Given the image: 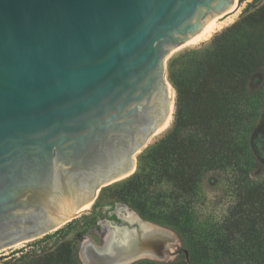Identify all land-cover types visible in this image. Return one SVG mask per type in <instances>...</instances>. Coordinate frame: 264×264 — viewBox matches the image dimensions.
Returning <instances> with one entry per match:
<instances>
[{
    "label": "water",
    "instance_id": "water-1",
    "mask_svg": "<svg viewBox=\"0 0 264 264\" xmlns=\"http://www.w3.org/2000/svg\"><path fill=\"white\" fill-rule=\"evenodd\" d=\"M234 2L0 0V252L90 212L134 173L173 113L167 58ZM115 216L118 241L89 246L92 264L174 258L172 230Z\"/></svg>",
    "mask_w": 264,
    "mask_h": 264
},
{
    "label": "trees",
    "instance_id": "trees-1",
    "mask_svg": "<svg viewBox=\"0 0 264 264\" xmlns=\"http://www.w3.org/2000/svg\"><path fill=\"white\" fill-rule=\"evenodd\" d=\"M168 79L176 90L172 128L139 158L151 171L144 174L139 167L129 178L123 196L130 200L117 201L154 222L136 202L149 192L154 173L157 183L169 182L180 192L169 198L166 216L185 245L176 259L162 264H264V181L255 179L262 162L255 136L264 115V3L204 47L172 60ZM210 173L226 175L234 201L222 221L201 227L193 199ZM63 256L57 252L33 262L75 264Z\"/></svg>",
    "mask_w": 264,
    "mask_h": 264
},
{
    "label": "rangeland",
    "instance_id": "rangeland-1",
    "mask_svg": "<svg viewBox=\"0 0 264 264\" xmlns=\"http://www.w3.org/2000/svg\"><path fill=\"white\" fill-rule=\"evenodd\" d=\"M263 3L264 0H236L234 11L224 17L219 28L215 29V31L207 38L202 39L203 41L200 40L195 44H189L170 54L166 60V78L174 91L173 113L166 127L153 135L147 146L136 155V168L132 175L101 188L95 201L89 206L90 212L80 214L71 222L61 226L57 231L48 234L49 236H44L33 241L22 243L0 252V264H34V259L49 254L56 255L57 252L64 255V260L66 257H70L75 264H84L80 257L82 240L88 237L93 245L97 246L101 244V239L105 233V223H110V221H112L109 217L114 216L115 211L117 213V208L128 206L121 201H117V199L124 198L128 201L130 200L129 198H125V196H123L125 185L129 178L139 171V167H142L144 174L151 171L150 164L143 163L141 166L139 158L145 155L150 148L157 145L172 128L176 90L168 79L169 63L172 60L180 59V56L188 53L189 51L204 47L208 42H210L213 36L217 35L233 23L239 21L250 12L258 9ZM244 32L246 33L247 31L245 30ZM183 62H185V60H183ZM255 141L257 143V150L260 154L259 157L262 160L259 169L255 172V179L264 181V115H261L257 123ZM150 177L152 178L151 181H153V184L149 186V192L143 195V197L136 198V202L141 206L146 216L156 219L152 223L172 230L179 238V235L175 232V230H173L174 227L170 222H168L166 215L169 209L168 207H170L169 204L172 202L169 198L180 194V192L176 190V188L174 189L169 182L157 183L155 181L154 173H152ZM159 199H164L166 204H163L164 206H157L155 201ZM193 201L195 211L194 217L198 225L201 227H207L211 223L222 221L227 216L228 209L234 201L231 196V191L226 185V175L210 173L203 181L200 192L198 196L193 199ZM111 203H114L113 206H111ZM128 209L137 214L129 206ZM137 216L139 215L137 214ZM182 245L183 244L179 238V242H177L176 255H174V258L171 259V261L177 258V251L185 246ZM66 251L69 256H66ZM148 260L149 259H143L134 263ZM151 261L159 264L167 263L155 260ZM39 262L41 263V261ZM45 264H54V262L47 261Z\"/></svg>",
    "mask_w": 264,
    "mask_h": 264
},
{
    "label": "bare ground",
    "instance_id": "bare-ground-1",
    "mask_svg": "<svg viewBox=\"0 0 264 264\" xmlns=\"http://www.w3.org/2000/svg\"><path fill=\"white\" fill-rule=\"evenodd\" d=\"M235 4H236V0L234 2L233 7L228 12L220 15V19L218 21L216 19H214V18H212L211 20H209L207 22L205 28L202 30L203 34L195 42H193V43L195 44L196 42H198V41H200L202 39L207 38L211 33H213L215 31V29H218L219 26H220V24H221V22H223L222 19L234 11ZM193 43H191V44H193ZM169 120L170 119H168L167 122L165 123V125L160 130H158L156 133H158L159 131L163 130L166 127L167 123H169ZM89 206L90 205H85L79 211H82V210H85V209H89ZM117 213H118L119 217H122L124 219H127L130 222H140L139 216H137V214H135L134 212L130 211L125 206H123L121 208H117ZM109 225L111 227H109ZM118 236L119 235H118L117 229L111 223H109L108 226H107V224H105V233L103 234V237L101 239L102 242L103 241H106L107 244H110L111 241H115V240L118 241V239L116 238ZM177 242L178 241H176V245H177ZM91 245H93V244L91 243V241L89 240L88 237H86V238H84L82 240L80 257H81V259H82V261H83L84 264H92L88 260L87 255L85 254V252L87 251L88 247L91 246Z\"/></svg>",
    "mask_w": 264,
    "mask_h": 264
},
{
    "label": "flooded vegetation",
    "instance_id": "flooded-vegetation-1",
    "mask_svg": "<svg viewBox=\"0 0 264 264\" xmlns=\"http://www.w3.org/2000/svg\"><path fill=\"white\" fill-rule=\"evenodd\" d=\"M115 216V215H114ZM112 217V216H111ZM111 217H109L110 219H111ZM116 217V216H115ZM112 220V219H111ZM112 221H116V220H112ZM105 224H107V226H108V222L107 223H105ZM109 227H111L110 225H109Z\"/></svg>",
    "mask_w": 264,
    "mask_h": 264
}]
</instances>
